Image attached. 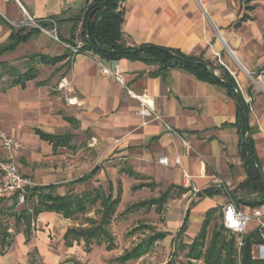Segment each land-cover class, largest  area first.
<instances>
[{"label":"crops","instance_id":"obj_1","mask_svg":"<svg viewBox=\"0 0 264 264\" xmlns=\"http://www.w3.org/2000/svg\"><path fill=\"white\" fill-rule=\"evenodd\" d=\"M84 1L0 0V46L15 30L25 28L17 24L26 16L59 22L60 38L69 39L74 28L72 19L83 8ZM253 2L123 3L122 31L129 46L152 44L176 49L214 66H224L241 95L223 84L200 80L184 69L160 72L159 66L141 61L102 60L110 70L116 62L120 63L127 88L137 95L150 96L164 122L138 116L139 102L129 97L127 89L113 77L102 74L99 57L90 53L72 55L42 32L0 56V63L10 64L41 54L69 56L54 66L35 58V80L25 87L9 85L0 91V130L23 145L18 153L20 172L40 187L53 186V193L59 196L111 190L116 197L121 191L120 204H136L169 193L160 215L165 213L167 227L177 224L180 231L188 214L187 231L193 226L201 229L206 213L212 208L222 209L231 192L246 179L237 126L239 109L244 106L249 108L248 132L264 176V27L255 19ZM80 29L81 25L77 33ZM65 64L68 69L63 73L60 67ZM63 79L71 84L72 94L59 89ZM71 96L77 98V105L67 103ZM36 130L71 138L55 146L41 139ZM0 153L5 156L1 142ZM161 158H167L168 165L161 164ZM177 158L181 165H176ZM218 182H222V187ZM141 184L150 186L135 189ZM209 189L218 193L201 196ZM141 193H147L145 199L133 201L132 197ZM127 195H131L129 201ZM172 209H184V213L174 220L177 211L174 214ZM260 209L264 212V207ZM72 221L57 213H41L33 222L26 251L30 252L31 246L40 251L39 243L46 246L51 241L49 235L55 232L64 238ZM42 225L47 226L43 230L51 233L45 236L40 230ZM253 226L257 224L253 223L251 230ZM162 232L172 236L169 229ZM21 235L26 239L23 232L15 235L10 251Z\"/></svg>","mask_w":264,"mask_h":264},{"label":"trees","instance_id":"obj_2","mask_svg":"<svg viewBox=\"0 0 264 264\" xmlns=\"http://www.w3.org/2000/svg\"><path fill=\"white\" fill-rule=\"evenodd\" d=\"M126 0H85L83 8L75 16L72 21L74 28L71 39L67 42L75 44L77 39L78 26L81 25L78 38L83 41L84 46L80 48L79 53H92L94 56L107 61H141L151 65L159 66L160 72L168 69L178 68L189 71L198 79L213 84H223L229 88L231 92L238 89L235 79L224 66H214L213 63L207 62L202 58L188 56L179 50L158 47L152 44H144L139 46H129L125 40L122 25L124 21L123 3ZM248 10L251 7L247 8ZM243 19H246L244 17ZM49 24H45L48 26ZM39 33L35 29L22 28L15 30L8 41L0 46V56L7 52L14 51L21 43L27 42L33 35ZM72 55H74L72 53ZM69 56L63 55L59 57H51L48 55H36L39 61L46 65H56L65 61ZM6 65V63H1ZM220 71L217 75L214 72ZM37 78L36 68H30L23 74L16 75L11 81V86L20 85L25 87L26 83ZM238 95L241 97L239 90ZM248 113L247 106L239 109L237 126L241 138L240 154L242 165L246 172L245 181L237 190L231 192L237 200V206L241 208L249 207L257 209L264 207V176L258 167L259 161L256 154L255 146L248 132ZM36 133L41 139L53 143L58 146L68 141L71 136H56L46 134L40 130ZM81 181H84L82 179ZM150 184H141L135 189L148 187ZM54 187L35 186L28 191L25 204L33 203L32 206L26 207L21 212L14 209L19 201L14 197L12 204L6 206L3 204L6 200H0V255L4 256L6 251L12 246L16 234L23 232L26 237V243L30 242L33 222L44 212H52L62 215L65 219H74L78 213L86 212L87 206H96L101 201L97 214L99 219L87 218L90 228L83 226H73L68 228L64 235V243L67 247H72L74 242L84 240L90 244L94 239L106 238L112 240L109 233V226L121 203V191L114 197L113 191L110 193L97 191L95 194L88 193L82 195L59 196L53 193ZM218 191L209 189L201 196H213ZM169 193L162 194L157 199L146 200L136 204H132L127 208L125 213H133L141 209L155 208V211L161 214L164 210ZM237 194H245L247 196L256 195V200L239 199ZM10 210V215L14 218L15 233L10 232V227L2 223V217L6 210ZM219 219V223H215L211 238L208 241L209 229L214 220ZM188 214L183 225L177 234V237L183 236L188 230ZM140 229H152L151 226H139L134 229L135 232ZM229 234V237L227 236ZM169 234L161 231H153L148 237L134 246L132 249L125 251L118 259L121 263L139 260L159 241H163ZM258 244H264V227L256 228L249 231L243 238V246L239 250L237 246V235L227 230L222 222V209L216 207L210 209L202 223L201 229L191 245L180 243L179 248L184 250L189 248L188 258L191 260L203 259L204 264H264V261L255 260L253 258V248ZM205 249V250H204ZM167 264H182L171 260Z\"/></svg>","mask_w":264,"mask_h":264},{"label":"rangeland","instance_id":"obj_3","mask_svg":"<svg viewBox=\"0 0 264 264\" xmlns=\"http://www.w3.org/2000/svg\"><path fill=\"white\" fill-rule=\"evenodd\" d=\"M252 4L255 6L254 16L257 23L264 27V0H254ZM41 24L44 25L47 23ZM57 24L58 37L63 43H66V45H70L72 47L84 46L83 41L78 38L79 33L76 35L77 39L75 40V44L67 42L71 39V37L69 39L62 40L59 36V22H57ZM46 27L50 28V26ZM62 46L66 50H69L63 44ZM36 62L37 60L34 57L31 58L30 56H27L25 58L19 59V62H16L15 64L6 63V65H1L0 63V91L9 86L16 75L27 72L29 68H35L34 66H37L38 63ZM67 69L68 64L60 67V70L63 73H65ZM2 155L3 154L0 153V162L4 158ZM111 177L115 178L114 176ZM1 179L2 176L0 172V182ZM33 182L35 183V186H38L34 180ZM146 195L147 193L137 194L134 195L132 199L136 202L138 200L145 199ZM130 196L131 195H127V201H129L128 199ZM237 196L239 199L244 200L258 199L256 195L247 196L245 194H237ZM229 201H232L238 205L237 200L232 195H230ZM3 204L9 206V204H12V202L6 200ZM32 204L33 203H28L26 205L25 203H18L14 210L16 212H21L26 207L30 208ZM131 205V202L127 204H120L115 215L113 216L109 226V233L112 240H107L106 238L102 237L94 239L90 244H87L84 240H79L74 242L72 247H67L61 235L55 232L51 236L49 235L51 241H47L46 246H44L42 243H39L40 251L31 246L30 252H28L26 251V239H24V236L21 235L16 238L12 251L8 249L4 256L0 255V264H167L171 260L180 262L182 264H204L203 259L191 260V263H189L190 259L188 258V254L190 249L186 248L181 250L179 248L180 243L186 244L188 246L191 245L194 239L197 237L200 228L197 230V228L193 226L191 227L190 232L187 231V233L183 236L176 238L177 232L179 231L178 225L176 224L167 227V218H165V213L161 217V214L157 213L154 208H144L133 213H125L127 208ZM185 206L189 207L190 204H185ZM185 206L183 208H185ZM241 206L243 207V205ZM99 208V204L96 206L88 205L86 212L78 213L75 218L72 219L73 221L71 227L81 225L83 227L90 228L91 225L87 223V218L99 219L100 216L97 214ZM219 208L221 209V207ZM176 211L177 214H175ZM171 212L175 214L174 220H176L178 215L180 216V214L184 213V209L181 211L179 209H172ZM10 214V210H6L5 215L2 217V223L6 226H9L10 232L14 234L16 230L14 226L15 220ZM216 222L219 223L220 220L217 219L213 221L209 229L208 241L211 238ZM144 225L151 226L152 229H140L137 232L134 231V229L137 227ZM44 227L47 226L42 225L40 230H42L46 236L50 231L48 229L43 230L42 228ZM255 228L256 227L253 226L252 230ZM166 229L172 231V236L167 237L163 241L157 242L150 252L144 255L142 258L127 263H121L118 261L125 251L132 249L142 240L148 238L153 233V231L162 232ZM227 236L229 237V234Z\"/></svg>","mask_w":264,"mask_h":264},{"label":"built area","instance_id":"obj_4","mask_svg":"<svg viewBox=\"0 0 264 264\" xmlns=\"http://www.w3.org/2000/svg\"><path fill=\"white\" fill-rule=\"evenodd\" d=\"M49 24L50 28H47L45 24ZM18 27H25L30 29H37L43 34L49 36L54 41L63 44L74 55L79 53V47H72L64 44L58 37V24L53 19L37 20L33 17L26 16V18L17 24ZM92 54V53H90ZM98 63L101 66V72L105 76L113 77L121 86L127 89L128 96L135 99L140 104V109L137 115L149 121L164 122L161 112L155 107L153 100L150 96L143 94L137 95L126 86L124 79L123 69L120 63L116 62L114 69L107 68L102 59L97 58ZM59 89L63 90L67 94H72L71 84L63 79L59 84ZM247 103L251 102L250 98L246 99ZM67 103L69 105H77L78 100L75 97H68ZM170 129V127H168ZM0 142L5 151V156L0 162L1 182H0V200H12L14 197L18 198L19 203H25L28 191L35 187V183L30 177L23 175L19 169L18 153L23 148L21 142L15 138L9 136L4 131L0 130ZM186 147H190L187 142L184 141ZM160 163L168 165L167 158H161ZM176 165H181V159L175 160ZM185 179H188V174L184 172ZM219 187H222V182H218ZM222 222L224 227L237 235V246L239 250L243 246L244 236L251 231V225L256 223V228L264 227V212L260 209H252L250 212H245L239 208L234 202L229 201L222 207ZM253 258L255 260L264 261V244H258L254 246Z\"/></svg>","mask_w":264,"mask_h":264},{"label":"water","instance_id":"obj_5","mask_svg":"<svg viewBox=\"0 0 264 264\" xmlns=\"http://www.w3.org/2000/svg\"><path fill=\"white\" fill-rule=\"evenodd\" d=\"M215 74H216V72H214ZM236 91H238V89H236ZM259 168V170H260V172H261V168L260 167H258ZM261 174H262V172H261ZM263 175V174H262Z\"/></svg>","mask_w":264,"mask_h":264}]
</instances>
